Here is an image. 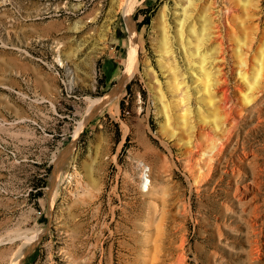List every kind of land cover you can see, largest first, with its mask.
<instances>
[{"label": "rangeland", "instance_id": "obj_1", "mask_svg": "<svg viewBox=\"0 0 264 264\" xmlns=\"http://www.w3.org/2000/svg\"><path fill=\"white\" fill-rule=\"evenodd\" d=\"M124 2L0 0V264H264V0Z\"/></svg>", "mask_w": 264, "mask_h": 264}, {"label": "bare ground", "instance_id": "obj_2", "mask_svg": "<svg viewBox=\"0 0 264 264\" xmlns=\"http://www.w3.org/2000/svg\"><path fill=\"white\" fill-rule=\"evenodd\" d=\"M188 2H192L193 0H187ZM193 3V2H192ZM136 4V0H125V2L122 5V8L124 9L125 14L128 16H130L129 14L131 13V11L134 8V5ZM187 10V9H186ZM185 19L181 22H179V27L177 29V41H178V45H180V47L182 48V52L185 56V60H186V64L189 66V68H191V74H192V78H194V84H198V82L202 85L205 86L206 89L209 88V83H210V79H211V66L207 65L208 62L210 61V55L208 53V50L205 48L206 42L209 39L210 35L213 33H210V31L213 29L207 28L205 25L202 26L201 29L197 30L196 24L194 23V21L192 20H188V14L185 13L184 14ZM225 20L227 21V16H225ZM164 21V20H163ZM179 21V20H178ZM164 23V22H163ZM178 23V22H177ZM165 25V23H164ZM167 25V23H166ZM167 27V26H166ZM176 31V29H175ZM215 31V30H214ZM217 31V30H216ZM165 32V36L163 39V58L167 59L169 61V58H173L174 57V49L172 47V43H171V35L168 33L169 29L168 27L165 28L164 30ZM218 32V31H217ZM188 35H191L194 37L195 39V44L193 43V41L188 38ZM175 46V45H174ZM135 48V47H134ZM194 48V49H193ZM194 50V51H193ZM135 49L133 51H131L130 53V58L128 60L127 63V68L124 74V82L123 84L129 80L133 74H134V68H135V63L137 61V55L135 53ZM163 52V51H162ZM194 59H197L198 62H195ZM196 60V61H197ZM167 61V62H168ZM172 61V60H171ZM171 63V62H170ZM263 63L261 64L262 67ZM168 66V65H167ZM175 66V65H174ZM165 68V67H164ZM169 68V67H167ZM171 69V68H170ZM169 69V70H170ZM167 70V69H165ZM172 74L174 76V80H175V89L177 91V93L181 96L182 98V102H186L190 100L191 98V90L190 87H188V83L184 77V75H182V78L179 77V74L181 73L179 71L178 68H174L171 70ZM261 71V70H260ZM263 71V70H262ZM206 81V83L204 84L202 82V80ZM182 80V82H180ZM193 80V79H192ZM214 81V80H213ZM209 82V83H208ZM218 82V81H217ZM219 84V83H218ZM121 85V84H120ZM201 85V86H202ZM170 86V85H169ZM119 87V86H118ZM170 88H172L170 86ZM196 90V89H195ZM224 91V90H223ZM116 92H114L113 94H115ZM114 96V95H112ZM112 98V97H111ZM109 98V99H111ZM114 98V97H113ZM160 100H162L161 102L163 103L164 101V96L161 95V97L159 98ZM103 100H99L93 103V105H99L100 103H102ZM180 102V101H179ZM183 104V103H182ZM180 105V104H179ZM181 106V105H180ZM185 109V108H184ZM183 109V110H184ZM166 110V111H165ZM164 111L165 114L167 112V106L164 107ZM200 116V117H199ZM166 117H168V114H166ZM165 117V118H166ZM198 118H200L203 122H205V120L203 118V115L201 113L198 112ZM192 119V113H191V109L188 107L187 109H185V113L181 116V120L183 121V124L188 126L190 129L189 130H193V127H190V120ZM201 121V122H202ZM192 123V122H191ZM206 125V124H205ZM185 126V127H186ZM167 127V126H166ZM188 129V128H187ZM216 130V129H215ZM190 134V133H189ZM223 136V135H222ZM222 138V137H221ZM224 139V138H223ZM228 139V138H227ZM218 140V139H217ZM216 140V141H217ZM190 142V141H189ZM215 142V141H214ZM230 142V141H229ZM222 143V142H220ZM224 143V142H223ZM216 144V143H214ZM190 145V144H189ZM213 145V144H212ZM217 145H219L217 143ZM222 145V144H221ZM194 147V146H193ZM220 147V146H219ZM224 147V146H223ZM190 148V147H189ZM196 148V147H195ZM218 148V147H217ZM194 149V148H193ZM198 148H196L197 150ZM215 149V148H214ZM221 149H223L221 147ZM195 150V151H196ZM220 150V149H219ZM198 151V150H197ZM213 151V150H212ZM216 151V150H215ZM191 152V150H190ZM223 152V151H222ZM217 153V151H216ZM219 153V152H218ZM214 154V152L212 153ZM191 155V154H190ZM203 155V154H202ZM206 155V154H205ZM220 155V154H219ZM216 156V155H215ZM214 157V156H213ZM218 157V156H216ZM206 158V157H205ZM214 159V158H213ZM202 160H206V159H202ZM216 160V159H215ZM210 161V160H209ZM207 161V162H209ZM206 162V163H207ZM204 163V162H203ZM205 163V164H206ZM211 164V163H209ZM210 167V166H207ZM193 169V168H192ZM37 238V237H36ZM36 239L33 237L31 239H29L27 242L29 243H33ZM24 254V249L20 248L19 251H17L16 255L14 256L13 262L14 264H18L19 263V259L22 258V255ZM24 256V255H23ZM13 264V263H12Z\"/></svg>", "mask_w": 264, "mask_h": 264}]
</instances>
